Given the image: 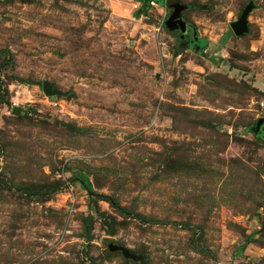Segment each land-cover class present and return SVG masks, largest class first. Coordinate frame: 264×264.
I'll list each match as a JSON object with an SVG mask.
<instances>
[{
	"label": "rangeland",
	"instance_id": "rangeland-1",
	"mask_svg": "<svg viewBox=\"0 0 264 264\" xmlns=\"http://www.w3.org/2000/svg\"><path fill=\"white\" fill-rule=\"evenodd\" d=\"M247 1L178 0L184 35L155 0H0V264H139L109 241L264 264V0L229 27Z\"/></svg>",
	"mask_w": 264,
	"mask_h": 264
},
{
	"label": "water",
	"instance_id": "water-1",
	"mask_svg": "<svg viewBox=\"0 0 264 264\" xmlns=\"http://www.w3.org/2000/svg\"><path fill=\"white\" fill-rule=\"evenodd\" d=\"M143 5L149 4L152 0H142ZM157 2V0H155ZM159 3H163L164 7L169 10L167 17L163 21L165 28L169 30L179 29L180 33L185 31V21L180 16V11L184 8L183 5L178 3V0H160ZM254 3L252 0H248L247 3L241 9L238 17L229 23V27L234 35L240 36L247 31V16L253 9ZM41 90L44 94L52 96L57 94L55 89H52V85L46 81L41 82ZM12 113L17 114L18 110L13 107ZM264 118L259 117L253 127V132L258 131L259 126L262 124ZM107 249L109 251H118L120 255L126 259L138 261L139 264H143V256L141 253H133L127 247L117 244L114 241L107 243Z\"/></svg>",
	"mask_w": 264,
	"mask_h": 264
},
{
	"label": "trees",
	"instance_id": "trees-1",
	"mask_svg": "<svg viewBox=\"0 0 264 264\" xmlns=\"http://www.w3.org/2000/svg\"><path fill=\"white\" fill-rule=\"evenodd\" d=\"M157 1L159 2L160 0H157ZM6 92H7L6 88L0 85V103H3V102L6 103L7 102V100H5L3 98V94H5ZM78 180L80 181L81 186H83L84 188L89 187L88 181L86 179V175L79 174Z\"/></svg>",
	"mask_w": 264,
	"mask_h": 264
},
{
	"label": "flooded vegetation",
	"instance_id": "flooded-vegetation-1",
	"mask_svg": "<svg viewBox=\"0 0 264 264\" xmlns=\"http://www.w3.org/2000/svg\"><path fill=\"white\" fill-rule=\"evenodd\" d=\"M167 10H168V9H167ZM168 12H169V10H168ZM168 12H167V14L165 15V18L167 17ZM173 30H175V31L177 32V34L180 33V32H179V29H173ZM188 30L192 32L191 26H189V24H186V26H185V31H184V35L186 34V32H187ZM181 34H182V33H181ZM179 37H180V35H179ZM189 41L191 42V44H194V40H193L192 38L189 39Z\"/></svg>",
	"mask_w": 264,
	"mask_h": 264
}]
</instances>
